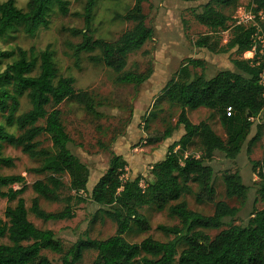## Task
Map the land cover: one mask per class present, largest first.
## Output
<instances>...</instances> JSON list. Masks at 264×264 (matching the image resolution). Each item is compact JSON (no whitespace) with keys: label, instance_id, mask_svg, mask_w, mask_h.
Segmentation results:
<instances>
[{"label":"trees","instance_id":"obj_1","mask_svg":"<svg viewBox=\"0 0 264 264\" xmlns=\"http://www.w3.org/2000/svg\"><path fill=\"white\" fill-rule=\"evenodd\" d=\"M98 1L85 0L82 13L84 28L70 31L73 36L81 38V42L74 47V55L78 57L80 53L97 50L98 55L89 57L91 62L111 69L117 74L116 82L119 84L140 86L149 78L150 72L139 74L123 70L127 56L140 50L153 38V29L146 25V16L142 11L145 0H133V6L128 11L115 16L131 23L132 27L114 43L92 38L90 23ZM237 2L211 0L195 19L212 31L226 29L231 17L216 8H234ZM52 5L62 16L67 15L68 2L64 0H27L24 10L18 9L13 0L0 3V38L15 28H20L28 37H33L39 28H48ZM249 6H252L254 15L258 12L264 15V0H250ZM258 23L264 36V17ZM253 33V27L233 25L231 39L224 47H218L208 36L197 42V46L212 54L234 51L244 55L251 50ZM33 53V48L0 50V63L14 57L0 73V112L3 119V124H0V166H12V159L2 155V143L20 148L31 159H40V165L30 172L45 174L47 178L36 180L30 187L43 199L58 201L59 191L64 186L62 176H68V189L75 194L86 191L89 178L88 168L69 149L71 138L62 125L59 105L67 99H74L91 113H95V106L87 92L74 90L72 78L58 76L49 44L38 56ZM231 64L232 70L221 71L211 78L202 75L191 78L189 66L201 68L203 62L190 59L179 69L176 78L166 83L162 95L170 104H178L181 108L176 124L163 131L152 132L144 142L149 145L163 142L171 138L176 127H181L183 134L167 148L164 158L150 167V178L144 188L140 184V176L125 178L127 162L110 152L107 170L89 195L90 201L115 224V233L104 240L78 239L64 251L51 230L38 229L28 220V210L22 198L27 189L24 177L0 174V197L15 202L13 207L5 208V220L0 219V239L6 238L8 241V244H0V264H52L41 254L42 250L59 255L61 264H78L86 250L96 253L92 264H264V208L254 209L245 226L230 224L211 239L205 231L226 226L225 220H232L238 208L218 201L213 214L205 216L189 210L184 200L178 202L192 193L191 184L197 186L194 194L197 204L213 202L215 173L208 163L216 153L230 160L235 159L251 132L254 120L264 112V86L259 83L264 64L253 65L246 59H236ZM23 94L29 109L16 115L18 99ZM199 108L218 113L225 139L220 138L208 123L193 124L189 121L186 110ZM41 121L42 125L39 124ZM9 126H15L16 135L6 130ZM259 128L249 145L259 139ZM41 135L47 136L53 153L40 147L37 138ZM194 139L199 144L200 156L184 155ZM252 171L257 173L259 181L254 203L264 202V154L260 161L252 162ZM222 181L227 198L246 199L248 187L242 184L237 172L225 171ZM14 185L19 187L15 189ZM71 199V196L65 198L66 203ZM77 201L80 203L84 199L78 197ZM173 202L177 203L171 205ZM144 206H154L157 211L167 209L169 217L179 221L180 227L157 226V230L163 234L174 236L172 240L159 242L146 237L136 244L124 239V235L133 227L139 233L151 229L146 216L139 212ZM30 212L44 222L74 217L68 205L56 213L43 211L37 198L32 199ZM180 242L185 248L178 253Z\"/></svg>","mask_w":264,"mask_h":264},{"label":"rangeland","instance_id":"obj_2","mask_svg":"<svg viewBox=\"0 0 264 264\" xmlns=\"http://www.w3.org/2000/svg\"><path fill=\"white\" fill-rule=\"evenodd\" d=\"M6 0H0V3ZM15 6L24 10L27 0H13ZM68 2V13L62 16L57 8L52 5L49 14V26L46 29L39 28L33 37L22 33L20 28L8 31L0 38V50L12 51L17 47L25 50L34 49V56L51 46L53 51V63L58 70V76L70 77L74 80L75 91L87 92L94 102L95 113L86 111L76 103L74 99H67L59 105L61 122L66 133L71 138L70 151L89 170V178L85 192L75 194L68 189L69 178L62 176L64 186L60 189V200L47 201L36 195L31 184L36 180H45V174L37 175L30 170L40 165L38 158L31 159L20 148H13L2 143V155L12 159V166H0L1 175H20L24 177L27 186L22 195L25 207L28 210V220L38 229L51 230L56 239L62 245L64 251L73 246L78 239L104 240L115 233V224L100 212L99 207L90 201L89 195L97 180L107 170L110 160V152L121 156L126 162L125 178L140 176V184L144 188L148 182L150 167L162 160L167 148L179 140L183 131L176 127L171 138L158 144H145L144 139L154 131H163L168 127H174L180 112L178 104H170L163 94L166 83L176 78L179 69L187 64L190 59L203 62V66L193 68L189 66L191 78L202 75L211 78L221 71L232 70L231 62L236 59H244V55L234 51L224 54H212L207 49L198 47L197 42L205 36L215 42L218 47H224L231 39L232 26L235 25L234 16H241L238 8L249 10L250 0H238L234 8H216L229 15L230 21L226 29L216 31L209 30L199 24L195 17L202 12L203 7L211 0L197 2H181L179 0H145L142 3V11L146 16L145 23L153 29V38L147 41L143 47L130 53L126 58V67L123 72L147 73L149 78L140 86L119 84L116 82L117 74L103 64H95L89 60L90 56L98 55L95 50L91 53L74 55V47L81 42L80 36H73L71 30L84 28L83 6L85 0H64ZM133 6V0H99L92 12L90 30L93 39H101L108 43H114L126 31L132 27L131 23L116 19V15H123ZM238 12V13H237ZM262 19L255 16L257 24ZM249 24H246L248 26ZM14 60L11 57L0 63V73L6 65ZM35 73V72H34ZM33 73V74H34ZM19 109L16 115L29 109L28 101L23 94L19 99ZM0 112V124L3 119ZM186 116L193 124L199 122L208 123L212 130L222 139H225L224 130L219 123V116L215 110L199 108L186 110ZM40 125L43 122H39ZM260 131L257 141L249 145L256 131ZM9 133L17 134L15 126L6 127ZM41 148L54 152L46 135L37 138ZM199 144L194 139L188 146L184 155L200 156ZM177 150V148H176ZM264 154V112L257 120H254L251 132L244 143L239 155L233 159H227L222 154L216 153L208 163L214 170V200L212 203L197 204L194 194L197 191L196 184H191L192 193L183 196L178 202L184 200L189 210L205 216L213 214L214 205L218 201L225 202L230 207L238 208L237 215L232 220H225V225L219 230L205 231L212 239L219 231L226 229L228 225L245 226L252 211L264 208V202L254 203L256 184L259 182L257 173L252 171V162H258ZM225 171L237 172L242 184L248 187L247 197L244 201L236 198H227L222 181ZM14 185L13 188H18ZM5 191V189H2ZM71 196L66 203L65 198ZM84 199L78 202L77 198ZM38 199L39 207L49 213H56L70 206L74 217L64 221H41L30 212L31 201ZM177 202L171 203V205ZM15 202H8L0 197V219L5 220L3 213L6 207H13ZM139 212L146 216L151 229L146 233H139L135 227L124 235L129 243H140L144 238L151 237L159 242H167L174 238L172 235L163 234L157 230V226L180 227L176 218L169 217L167 209L157 211L154 206H144ZM0 244H8L6 238L0 239ZM185 245L179 243V253ZM41 254L48 258L52 264H61L59 255L48 250H42ZM96 257L93 251H84L78 264H92ZM177 260V258H176ZM174 264H177L175 262Z\"/></svg>","mask_w":264,"mask_h":264},{"label":"built area","instance_id":"obj_3","mask_svg":"<svg viewBox=\"0 0 264 264\" xmlns=\"http://www.w3.org/2000/svg\"><path fill=\"white\" fill-rule=\"evenodd\" d=\"M252 6H249V10L244 11L245 8H238V11H241V16H234L235 25H241L243 27H253L254 33L251 36L252 47L251 50L244 54V59L250 60L251 64L259 65L264 64V36L261 33L260 25L254 22L255 16L257 18L263 19L264 15L262 12H258L257 15H254L252 11ZM238 13V12H237ZM246 24H249L246 26ZM259 83L264 86V67L262 72L259 74Z\"/></svg>","mask_w":264,"mask_h":264}]
</instances>
